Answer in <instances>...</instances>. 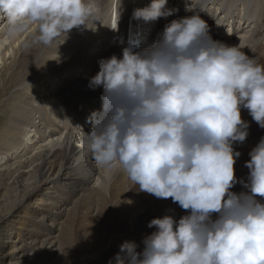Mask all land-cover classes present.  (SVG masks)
Here are the masks:
<instances>
[{"label":"clouds","instance_id":"obj_1","mask_svg":"<svg viewBox=\"0 0 264 264\" xmlns=\"http://www.w3.org/2000/svg\"><path fill=\"white\" fill-rule=\"evenodd\" d=\"M166 5L151 0L133 18L156 21L172 14ZM185 10L193 14L165 24L150 46L101 58L89 80L102 88V108L89 117L84 155L188 213L153 217L142 251L122 242L127 260L117 253V264H264V137L245 161L246 181L235 175L233 148L248 135L241 108L264 128V65L214 40L200 14ZM0 14L34 25L35 43L56 49L97 20L89 0H0ZM238 182L245 191L231 190Z\"/></svg>","mask_w":264,"mask_h":264},{"label":"bare ground","instance_id":"obj_2","mask_svg":"<svg viewBox=\"0 0 264 264\" xmlns=\"http://www.w3.org/2000/svg\"><path fill=\"white\" fill-rule=\"evenodd\" d=\"M122 1L131 6L144 2ZM223 1L167 0L166 8L180 18L193 14L185 10L189 4L205 20L215 18L210 22L212 37L264 65V0H256L253 8L244 6L248 0H243L241 9H236V0L230 1L225 11ZM112 4L113 0H94L97 20L90 24L94 30L73 28L57 49L55 42L51 47L35 43L34 25L21 22L8 28L7 18L0 14L4 92L0 105L8 112V123L0 129V207L13 198L0 213V259L31 249L24 255L25 264H43L48 256H55L51 264H62L66 257L72 262L82 258L81 264H101L110 245L120 251L122 242L134 241L136 250L142 251L143 237L155 230L147 226L153 217L171 215L178 220L188 214L170 198L140 192L121 171L100 168L85 156L84 133L92 125L69 117L71 100L61 103L66 96L102 94L100 88L95 92L89 86V80L101 58L120 57L106 36L114 27L113 35L119 31L120 21L112 20L111 13L124 7ZM226 24L229 29H224ZM241 118L249 127L246 140L233 144L240 152L234 164L238 181L247 179L245 161L264 137V128L247 109L241 108ZM4 244L10 246L7 253ZM119 254L127 260L126 253Z\"/></svg>","mask_w":264,"mask_h":264},{"label":"rangeland","instance_id":"obj_3","mask_svg":"<svg viewBox=\"0 0 264 264\" xmlns=\"http://www.w3.org/2000/svg\"><path fill=\"white\" fill-rule=\"evenodd\" d=\"M223 1V0H222ZM226 1V2H225ZM230 1H235V0H224L223 2H224V4H225V7L224 8H222V10L223 11H225V8H226V6L230 3ZM255 1L256 0H251V2H250V0H248V2L244 5V6H246V7H248L247 5H250V7L251 8H253V5H254V3H255ZM244 2H243V0H236V9H241V6H242V4H243ZM250 3V4H249ZM215 4V3H214ZM258 9L257 8H255L254 9V11H257ZM239 16V15H238ZM12 25L10 24L9 25V27L8 28H10ZM104 50V49H103ZM97 88H96V91L95 92H97ZM47 91H49V90H47ZM99 91V90H98ZM3 91H2V89H1V87H0V97L3 95ZM96 93H93V94H90V96H93V95H95ZM100 95V94H99ZM1 106V105H0ZM4 109V110H3ZM0 110H2V113H0V129H3L5 126H6V124L8 123V119H7V113L8 112H6V110H5V108L4 107H0ZM6 113V114H5ZM55 120V119H54ZM57 124V123H56ZM55 126V125H54ZM74 144H76V142L74 141ZM18 197H19V195H18ZM12 201H13V198L12 199H10L9 201H8V203H2V205H1V207H0V213H4L5 212V209H7V207L8 206H11V204H12ZM33 201H31V203H32ZM38 215H39V213H38ZM37 215V216H38ZM31 249H28V250H26L24 253H16L17 255H16V257L15 258H10V257H12L11 255H8V256H3L1 259H0V264H8V262H9V264H13V263H20V261H21V264H25V263H23L24 261H25V259H26V257H24V255L26 254L27 255V253L30 251ZM4 251H6V253H7V251H10V246H9V244H4ZM120 251L118 250V248L116 247V245H110L109 246V250L107 251V252H105L103 255H104V257H103V259H102V263L101 264H117V262H115L116 261V254L117 253H119ZM20 255V256H19ZM119 257H120V254H119ZM18 258V259H17ZM54 258H55V256H48L46 259H45V261H44V263L43 264H51L52 263V261L54 260ZM16 260H18V261H16ZM73 260H71L70 258H64L63 260H62V264H81V262H82V258H79L78 259V261L77 262H72ZM11 262V263H10Z\"/></svg>","mask_w":264,"mask_h":264}]
</instances>
